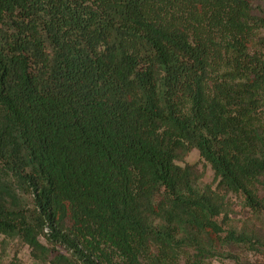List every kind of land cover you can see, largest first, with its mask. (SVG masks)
Returning a JSON list of instances; mask_svg holds the SVG:
<instances>
[{"label":"trees","instance_id":"trees-1","mask_svg":"<svg viewBox=\"0 0 264 264\" xmlns=\"http://www.w3.org/2000/svg\"><path fill=\"white\" fill-rule=\"evenodd\" d=\"M0 236L264 264V0H0Z\"/></svg>","mask_w":264,"mask_h":264},{"label":"rangeland","instance_id":"rangeland-1","mask_svg":"<svg viewBox=\"0 0 264 264\" xmlns=\"http://www.w3.org/2000/svg\"><path fill=\"white\" fill-rule=\"evenodd\" d=\"M199 164L203 176V183L214 185V173L210 166L205 164L200 159L199 152L197 150L192 151L182 164ZM230 203L235 205V211L239 212V203L235 197H232ZM0 261L5 264H37L36 260L31 254V250L26 245L22 244L18 240H11L0 236ZM209 264H232L228 260L223 262L220 260H213Z\"/></svg>","mask_w":264,"mask_h":264}]
</instances>
